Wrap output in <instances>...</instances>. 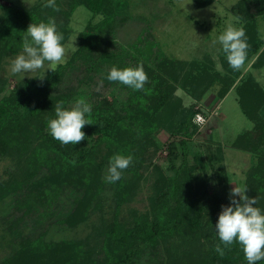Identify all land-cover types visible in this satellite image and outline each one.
<instances>
[{"label": "rangeland", "instance_id": "1", "mask_svg": "<svg viewBox=\"0 0 264 264\" xmlns=\"http://www.w3.org/2000/svg\"><path fill=\"white\" fill-rule=\"evenodd\" d=\"M259 1L215 0L211 5L198 7L194 0H112V6L117 15H121L117 17L112 30V38L110 37L112 43L107 47L115 56H111V61L104 64L105 70L112 67L119 69L117 64H123L124 59L127 65L136 67L135 55L150 66L163 57H167L169 63L171 61L173 64L174 62L189 63L193 60L203 61L208 57L215 62V67L211 69L212 77L210 76L209 79L220 78L229 73L221 62L223 51L218 37L229 25L238 29L243 28L245 33L248 28L249 34L253 30L254 33H251L248 39L254 37L260 39L262 45L257 52L250 54L251 56L238 70V76L224 97L219 96V90L224 86L219 81H215L202 99L196 98L180 83L175 85L174 96L181 99L182 113L185 110L188 111L191 106L200 110L198 113L201 114V118L198 120L196 116L195 119L198 131L192 137L185 136L188 142L185 154L180 144L184 136L174 133L175 126L180 123V116L176 117L174 127L168 126L167 122L148 120L147 128L151 132L147 152L149 159L140 170L141 175L138 180L135 179L136 185L129 184L131 191L129 190L127 200L122 201L119 209L115 206L113 189L105 186L104 195H97L90 201L86 217L83 220L79 219L81 221L77 223H69L68 216L74 208L78 204L85 203L81 199L86 194L92 195L94 192L95 187L87 183L79 191L63 188V191L59 193L61 205L55 209L50 206L47 208L41 206L40 201L32 203L28 208L25 201L30 198L27 197L23 206H18L16 202L20 194L19 196L10 195L0 200V264L6 259L9 260L10 257L12 260H17L24 253L28 256L32 254V250L36 249L35 247L30 249V247L34 245L38 247L36 239L44 232L48 241H83L81 245L83 249L86 248V253L84 254L83 249L79 247L81 256L76 257L78 262L82 264L101 262L104 254L102 245L109 244L107 237L106 242L104 237L106 225L117 221L126 229L132 227L138 218L146 214L150 219H154L159 208L156 205L157 199H163L161 196L164 197L165 191L169 192L163 200L165 207L181 217L182 225L179 231L160 237L161 246L158 247L160 249L158 251H155L152 243H144V252L140 255L133 253L129 244H118V241L114 239L112 248L116 252V257H122V261L117 264H215L213 250L215 245L220 243L215 225L222 207L231 205L233 199L230 195L231 190L236 185L246 186V195L257 198L258 203L255 206L264 212V177L259 176L260 180L257 181L248 179L257 163L264 157V144L260 148L255 147L250 143V139L242 140L243 144H237V138L246 132H255L264 122V103L256 104L251 100L254 99L253 96L264 94V66L256 65L260 53L264 51V1ZM46 2L47 0H0V23L17 10L34 12L43 9L42 5ZM56 5L61 10V18L57 24L66 22L63 10L70 13L66 26L71 34L63 44L68 46L74 42L77 49L75 52H68L67 62H69L82 45L83 31L91 23L96 24L106 16L83 4L71 12L69 0H56ZM123 15L126 18H122ZM250 17L255 27L246 26ZM23 20L27 28L35 23L26 18ZM22 52L21 47L16 52L3 55L2 61L0 60V76L8 81L7 88L0 97L9 94L19 83L33 78L40 79L41 76L44 77L51 72L45 71L48 68L46 62L45 69L32 73L13 74L12 61ZM117 54L124 58L120 56L116 58ZM77 60L76 63L80 62L83 65L81 69L69 65L58 87L53 89V93L76 92L75 97L69 102V107H73L78 99H84L92 107L97 101L96 93L104 94L110 90H113L122 101L128 97L130 87L126 85L122 87L118 82L116 87L108 81L106 83L102 79L103 70L91 81L81 83L80 78L85 73L84 63L80 59ZM185 68L188 69V67ZM170 83L172 84L171 81ZM255 84L261 92L257 91ZM246 92V96L250 95V97L242 96ZM22 110L23 113H27L26 108ZM47 128L48 124L43 132L50 135ZM34 139L31 148L41 151L38 147H41L43 140ZM88 139L81 141L83 147L90 145ZM106 141L108 140L105 139L97 149L91 152L90 159L87 155L85 162L87 167L79 168L80 171L83 170L90 175L94 174L98 167L102 168L98 180L105 183L109 162L103 160L105 158L103 156L108 157L112 150L108 148ZM172 141L178 144L174 150L170 148ZM156 146L159 148L157 149ZM174 153L177 155L174 156ZM185 165L191 169L189 182L183 174L188 170L184 169ZM156 167H161L167 178L173 177L175 171L181 170L183 173L180 188L174 189L168 185L162 190L159 187L160 178ZM18 168L16 158L0 156V181L14 178L19 181L22 171ZM24 168L28 171L25 163ZM48 170L44 168L35 175V179H41L37 182L42 198L44 191L50 190L49 187L52 185V182L44 179V176L49 173ZM128 177L130 175H127ZM235 199L239 200V197ZM23 207L32 211L26 213ZM17 222L19 223L16 227L17 231L13 233L11 228ZM22 237L25 240H32L33 244L28 247L20 244ZM237 262L238 264L247 263L242 249Z\"/></svg>", "mask_w": 264, "mask_h": 264}, {"label": "trees", "instance_id": "2", "mask_svg": "<svg viewBox=\"0 0 264 264\" xmlns=\"http://www.w3.org/2000/svg\"><path fill=\"white\" fill-rule=\"evenodd\" d=\"M194 1L198 7H205L215 2V0ZM263 1L264 0H260L259 2ZM69 2L71 12L83 4L90 6L97 13L105 14L106 17L96 24L91 23L83 31L81 34V47L69 62L56 69V73L50 72L42 79H28L19 83L9 94L0 97V156L7 155L8 157L11 156L13 159L16 158V163L19 164L18 169L22 171L20 172L19 181L17 178L0 181V200L10 195L19 196L18 194H20L16 202L18 206H23L25 197H27L30 198V200L25 201L28 208L32 203H38L40 201L41 206L45 208L50 206L55 209L61 205L59 193L63 191V188L66 187L71 190L79 191L82 190L81 188L83 185L87 183L95 187L94 192L92 195L86 194L81 199L84 200L85 203L78 204L68 216V222L74 224L81 221L79 219L83 220V218L86 217L89 211L88 207L90 201L97 195H104V189L106 187L113 189V199L118 209L122 205V201L127 200L129 190L131 189L130 185H133V183L136 185L135 179L138 180L141 175L140 170L149 159L147 158V152L148 141L151 139L149 138L151 132L148 130L149 128H147L148 120H153V122H167L169 123L168 126H173L176 117L180 116V123L175 126L174 133L184 136L180 144L183 146L185 154L187 153V138L192 137L194 133L198 131L195 119L200 110L191 106L188 111L185 110L184 113H182L183 105L181 99L174 96L175 85L177 83L189 89L196 98L202 99L207 91L215 84V81H219L224 84L219 90V96L224 97L231 88L235 78L238 76L239 71L229 66L224 53L221 57V62L229 74L227 73V76H220V78L214 77L211 79H209L210 76L212 77L211 69L215 67V62L212 58L207 57L203 61L193 60L189 63L181 62L183 64L174 62L173 64L171 61L169 63L167 57H163L150 66L146 61L137 58L135 55L134 57H136L137 62L136 66L142 63L144 71L148 76V82L145 84L144 88L139 91H134L130 88L128 97L123 101L119 99L113 90L104 94L101 92L95 94L94 92L93 94L97 95V101L91 107L92 111L90 117H88L90 124L85 125L82 129L85 133V138H89L90 145L88 147H83L81 142L75 145H62L47 132H43V129H46L50 119L55 118L54 110L56 103L64 101V107L70 109L69 102L75 97L74 94L76 92L53 93V89L58 87L69 65L81 69L83 65H81L80 62L76 63L78 61L77 59H80V61L84 63L85 73H83V77L80 78L81 83L87 80L91 81L102 70V79L107 83V75L111 69L105 70L103 67L104 64L111 61V56L114 55L107 47L112 43L110 40V37L112 38V30H114L117 17L119 18V15H121H117V12L112 6V0H69ZM63 11L65 13L64 17L66 22H62L61 24H57V21L61 18V10L56 12L52 8H43L34 12L17 10L10 14L0 23V60L2 61L3 55L8 52H16L22 47L23 37L28 29L23 20L24 18L32 20L37 24L42 21L47 22L49 17L54 18L57 31L63 34L64 39L62 43H64L70 36L71 31L66 26L70 13L65 12V10ZM124 15L122 18H126ZM252 23L250 17L246 26L255 27V24ZM251 33H254V31L251 30ZM245 34L249 46L247 49L246 61L248 57L251 56V53L258 51L260 45H262V40L255 37L248 39L250 35L248 28ZM117 55L116 58H119V56L123 57L119 54ZM115 62L117 64V60H115ZM178 63H180L179 66H177ZM117 65L119 69L131 67L125 63V59L123 64L119 63ZM256 65L264 66V51L260 53ZM185 67H188V69ZM181 71H183V75H181ZM116 83L117 82H110L114 87H116ZM7 85V79L0 76V95L6 90ZM121 85L123 87V84ZM256 87L257 91L260 90L261 92V89L257 85ZM246 95L247 92L242 94L243 97H250V95L248 97ZM252 98L254 99L251 100L256 104L264 103V94H262V96H253ZM25 101L27 102L25 103ZM22 108H26L27 113H23ZM180 114H182V116ZM33 139H38L39 141H41V139L43 140L41 147H38L41 151L31 148ZM105 139L108 140L106 141L108 148H112V150L108 157H106V155L103 156L105 157L103 160L109 162L110 158L115 154H123L125 156L130 154L134 157L133 163L124 170L122 178L115 183H105L104 181L98 180L102 170L100 167H98L92 175H90V173H84L83 170H79V168L82 169L87 167L85 163L87 155H89L88 158L90 159L91 152L97 149ZM237 139V144H243L244 142L242 140L246 141V139H250L252 145L260 148L261 145L264 144V122L255 132H246ZM177 145L175 141H172L170 148L174 150V147ZM156 147L157 149L159 148L158 146ZM176 155L177 153H174V156ZM24 163L27 165L28 171L24 168ZM44 168L49 169V173L44 176V179L52 182V185L49 187L50 190L44 191V197L42 198V194L38 189L39 183L37 182L40 178L35 179V175ZM184 169H188L187 172L183 173L181 170H178L175 171L173 177L167 178L165 177L163 169L161 167H156V172L160 178L159 187L162 190L168 185H170V188H178L181 186L180 179L182 173L185 174L189 182L191 169L188 168L187 165L184 166ZM127 175H130V177L127 178ZM259 176L264 177V157L257 163L248 179L257 181L260 180ZM178 180L180 181L178 182ZM168 194L169 192L165 191L164 197L161 196L163 199H157L156 205H158L159 208L158 212L155 213L154 219H150V217H148L149 215L146 214L138 218L132 227L126 229L117 221L106 225V236L104 237L105 242L107 237L109 244L102 245L104 254L101 262L91 263L117 264L122 261V257H116V252L112 248L114 239L118 241V244H129L132 252H136L137 255L144 252V243H152L156 249L155 251L160 250L158 248L161 246L160 237L178 232L180 225H182L181 217L173 214L168 207H165L163 200ZM24 209L27 211L26 213L32 211V209ZM18 222L11 228L13 233H16L14 231L19 225ZM44 234H46V232L40 234L36 239L39 244L38 247L35 245L30 247V249L33 247L36 249L35 251L32 250V254L28 256L24 253L20 258H17V260H12V257H10L9 260L6 259L4 260L5 262L3 261L1 264H35L34 262L37 261L39 262L38 264H82V262H78L79 260H77L76 257L81 256L79 247L82 248L83 241H48ZM22 238L19 243L23 244L25 247L33 244L32 240H25V238ZM221 246L223 247V245ZM240 248L238 243H234L230 250L225 249V255L223 257H220L215 252L213 256V259L216 261H214L215 264H238L237 258L240 255ZM83 251L85 254L86 248H84ZM214 251L215 250H213V252ZM257 264H264V260L257 262Z\"/></svg>", "mask_w": 264, "mask_h": 264}, {"label": "clouds", "instance_id": "3", "mask_svg": "<svg viewBox=\"0 0 264 264\" xmlns=\"http://www.w3.org/2000/svg\"><path fill=\"white\" fill-rule=\"evenodd\" d=\"M42 7L52 8L56 12L60 11L56 0H47ZM25 33L22 41L23 52L11 64L13 74L32 73L45 69L46 62L48 68L45 71L56 73L58 66L67 63L68 52H75L77 49L74 42L68 46L62 43L63 34L57 31L55 20L52 17H49L47 22L30 24ZM245 36L243 28L238 29L229 25L218 37L229 66L234 70H239L247 57L249 46ZM40 78L42 79L43 76ZM107 79L110 82L126 85L134 91L142 90L148 82V76L142 63L136 67L123 69L112 67ZM54 111L55 118L48 121V130L55 140L62 145H75L85 139L82 129L90 124L88 117L92 109L84 99H78L70 109L64 107V101H59ZM133 160L134 157L130 154L127 156L113 155L109 160L105 180L108 183L119 181L124 170L133 163ZM246 192V186L236 185L231 190L230 195L233 197L231 205L222 207L215 225L220 243L215 245L214 250L220 257H223L225 249L230 250L234 243H238L247 264H257L264 260V212L255 206L258 203L257 198H250ZM235 197H239V200Z\"/></svg>", "mask_w": 264, "mask_h": 264}, {"label": "built area", "instance_id": "4", "mask_svg": "<svg viewBox=\"0 0 264 264\" xmlns=\"http://www.w3.org/2000/svg\"><path fill=\"white\" fill-rule=\"evenodd\" d=\"M196 116L198 120L201 118V114H197Z\"/></svg>", "mask_w": 264, "mask_h": 264}]
</instances>
